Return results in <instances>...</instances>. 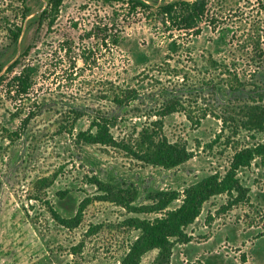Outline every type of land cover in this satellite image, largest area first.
Here are the masks:
<instances>
[{
  "label": "rangeland",
  "instance_id": "obj_1",
  "mask_svg": "<svg viewBox=\"0 0 264 264\" xmlns=\"http://www.w3.org/2000/svg\"><path fill=\"white\" fill-rule=\"evenodd\" d=\"M207 1L208 18L217 21L205 19L195 35L168 29L153 6L130 11L125 4L62 0L40 21L37 11L48 0H27L37 15L30 22L33 15L21 18V0H0L1 70L19 49V63L3 72L0 84V264H119L138 234L129 219L154 214L95 200L77 227L66 228L48 204L72 216L85 196L96 194L89 183L95 175L135 187L138 206L149 192L182 190L224 171L235 148L264 142V126L245 129L244 123L248 105L264 107V0ZM105 24L116 44L85 36ZM19 25L25 29L14 51L10 30ZM23 65L34 68L33 85L15 96L6 83ZM125 85L136 89V100L118 106L110 90ZM170 100L176 111L156 125L193 153L176 167L152 166L120 146L76 138L101 111L117 115L111 129L117 141L134 142ZM27 116L19 137L10 139ZM238 176L248 188L244 199L231 204L220 194L205 201L184 228L190 240L173 239L168 264H264V164L257 159ZM44 177L49 181L41 182ZM59 190L67 196L59 198ZM157 254L144 252L139 264H153Z\"/></svg>",
  "mask_w": 264,
  "mask_h": 264
},
{
  "label": "trees",
  "instance_id": "obj_2",
  "mask_svg": "<svg viewBox=\"0 0 264 264\" xmlns=\"http://www.w3.org/2000/svg\"><path fill=\"white\" fill-rule=\"evenodd\" d=\"M105 4L126 5L128 10L134 11L138 8H156V13L166 23L168 29L191 32L198 35L200 33V23L208 19V24H214L217 19L207 15V0H97ZM21 18H25L31 13V9L26 4L27 0H21ZM62 0H48L47 8L39 12L38 18L43 20L50 13L54 15L58 10ZM51 14V15H52ZM37 15H33L30 22L36 20ZM112 25V24H111ZM101 30L103 34L96 33ZM22 26H16L10 30L13 50H16L18 38L21 34ZM108 24L103 28L92 26L85 33L87 38L97 36L101 44H116L115 34H109ZM111 32V31H110ZM109 41V42H108ZM66 52V48H64ZM28 48L21 52L25 56ZM210 63H215L209 58ZM19 63L16 58L5 70L10 72ZM1 70V69H0ZM5 74L0 75V84ZM34 68L31 65H23L6 83V91H12L15 96L26 95L33 85ZM112 100L118 106H128L136 100L137 91L129 85L118 86L110 90ZM176 103L170 100L159 107L155 115L158 118L153 122L152 127L144 126L138 133L134 142L120 143L116 140L112 132V127L116 125L117 115L99 111L93 115L89 127L76 134L77 140L83 143L99 144L103 146H120L129 155L138 161L152 166H159L165 169L176 167L187 161L193 155L192 151L182 142L169 140L162 132L160 119L169 113L176 111ZM30 113V112H29ZM188 116V115H187ZM190 119V116H188ZM245 129H261L264 126V107L250 104L246 108ZM28 116L21 121V125L8 136L10 139L19 137L20 131L25 127ZM259 160L264 164V142L256 141L251 146L235 148L224 171H215L201 177L182 190H158L149 192L147 202L138 206L133 205L138 196L135 187L120 185L103 181L97 176H91L89 183L96 189V194L85 196L78 204L75 213L70 217L62 216L51 204L48 209L51 217L60 225L66 228H74L81 222L85 208L95 200H104L121 207L142 213L154 214L152 217H132L129 219L130 225L138 230L135 240L130 244L128 251L122 256L119 264H139L140 256L151 249H157L158 254L153 264H168L169 254L173 239L181 242H188L190 236L184 228L192 223L200 214L202 205L213 196L228 194L231 197V204L243 200L248 188L243 185L238 176L242 168L250 167ZM41 182H48V178L40 179ZM68 190H59V198H65ZM179 200L174 206L170 205ZM48 203V202H46Z\"/></svg>",
  "mask_w": 264,
  "mask_h": 264
},
{
  "label": "water",
  "instance_id": "obj_3",
  "mask_svg": "<svg viewBox=\"0 0 264 264\" xmlns=\"http://www.w3.org/2000/svg\"><path fill=\"white\" fill-rule=\"evenodd\" d=\"M44 8H41L39 11H37V12H41L42 10H43ZM36 13V12H35ZM32 15H34V13L33 14H30L29 16H27L26 18H25V20L24 21H27V19L29 18V17H31ZM24 29H25V27L23 26L22 27V31H21V34H20V36L23 34V31H24ZM18 54H19V49H18V51H17V54H16V56L12 59V60H10L5 66H4V68L0 71V75L1 74H3V72L5 71V69L18 57Z\"/></svg>",
  "mask_w": 264,
  "mask_h": 264
}]
</instances>
